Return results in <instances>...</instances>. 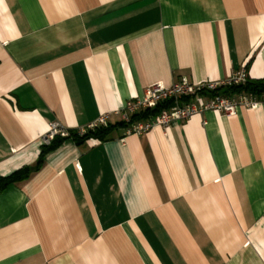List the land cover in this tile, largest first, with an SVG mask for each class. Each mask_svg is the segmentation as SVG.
Wrapping results in <instances>:
<instances>
[{
  "label": "crops",
  "instance_id": "1",
  "mask_svg": "<svg viewBox=\"0 0 264 264\" xmlns=\"http://www.w3.org/2000/svg\"><path fill=\"white\" fill-rule=\"evenodd\" d=\"M242 69L264 80V0H0V178L31 169L0 191V264H264V104L41 144Z\"/></svg>",
  "mask_w": 264,
  "mask_h": 264
},
{
  "label": "built area",
  "instance_id": "2",
  "mask_svg": "<svg viewBox=\"0 0 264 264\" xmlns=\"http://www.w3.org/2000/svg\"><path fill=\"white\" fill-rule=\"evenodd\" d=\"M246 69H242L224 80L191 82L180 77L166 87L162 83L151 85L142 98L128 100L121 110L102 114L88 126L75 130L79 136L112 124L113 118L124 124L121 140L131 135L141 136L156 127L168 129L176 122H183L205 112H218L226 117L235 115L239 109L255 110L264 104V94L257 96L244 91L229 93V89L243 87L249 81ZM162 106L155 115L142 120L132 117L146 110ZM69 131L60 123L49 125L48 132L42 137L41 144L48 146L56 137L66 138Z\"/></svg>",
  "mask_w": 264,
  "mask_h": 264
},
{
  "label": "trees",
  "instance_id": "3",
  "mask_svg": "<svg viewBox=\"0 0 264 264\" xmlns=\"http://www.w3.org/2000/svg\"><path fill=\"white\" fill-rule=\"evenodd\" d=\"M247 92L251 94H255L257 96H261L264 94V80H249L248 83L243 87H236L229 89V93H235V92ZM162 108V106H159L155 108L154 110H146L144 112H141L140 114H137L132 117V120H139L146 118L148 115H155L159 112V110ZM118 126H124L123 123H117V124H110L107 127H101L94 131H88L86 134L79 136L75 130H68L69 136L66 138H60L56 137L48 146H43V152L52 149L57 143L71 139L74 141H82V140H98L100 142L107 140L110 138V135L114 129H116ZM31 174V169L28 167H25L21 170H18L11 175L0 178V191L4 189L7 185L22 181L24 179H27L29 175Z\"/></svg>",
  "mask_w": 264,
  "mask_h": 264
}]
</instances>
